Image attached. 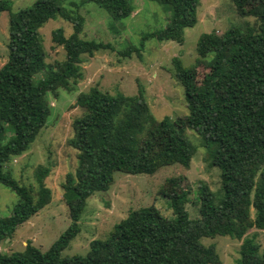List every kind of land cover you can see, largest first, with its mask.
<instances>
[{"label": "trees", "instance_id": "16d2710c", "mask_svg": "<svg viewBox=\"0 0 264 264\" xmlns=\"http://www.w3.org/2000/svg\"><path fill=\"white\" fill-rule=\"evenodd\" d=\"M65 1L36 0L31 7L12 12L11 1L0 0V12H9L7 59L0 67V184L19 199L11 215L0 218V243L11 239L51 200L42 182L46 170L37 175L36 190L6 170L12 159L29 150L45 126L50 115L47 95L73 90L70 83L82 78L83 55L112 50L109 44L80 37L84 26L80 5L70 3L66 8ZM149 1L169 12V21L163 29L144 35L139 47H127L120 53L123 57L131 53L140 57L149 39L182 44L184 30L196 24L200 0ZM251 2L241 7L256 26L202 34L195 46L197 59L189 67L172 59L173 76L183 88L188 110L187 127L199 135L210 166L220 172L218 194L204 183L197 187L199 218H189L185 209L189 192L183 189L169 198L171 220L148 208L130 211L106 238L91 241L85 255L62 257L80 232L78 222L87 200L109 190L116 172L153 175L172 165L188 169L195 152L167 117L155 121L139 84L133 96L111 95L94 86L75 99L83 113L73 120L68 141L77 161L74 174H67L63 185L69 227L46 251L26 243L22 252L0 254V264H220L214 247L200 242L216 236L242 240L239 264H264L255 235L246 236L252 229L264 230V0ZM82 3L95 4L112 21L126 19L134 11L130 0ZM58 18L71 25L72 33L65 37L60 28L51 32L52 43L65 52L64 61L51 66L45 63L39 30ZM202 61L209 72L197 84L194 70ZM41 72L45 75L36 80ZM166 135L169 141L161 144Z\"/></svg>", "mask_w": 264, "mask_h": 264}, {"label": "rangeland", "instance_id": "374dc122", "mask_svg": "<svg viewBox=\"0 0 264 264\" xmlns=\"http://www.w3.org/2000/svg\"><path fill=\"white\" fill-rule=\"evenodd\" d=\"M10 1L11 11L16 12L31 7L36 0ZM83 1L66 0L63 4L66 8H71L70 3L80 5L79 14L84 19L80 37L109 44L112 50L98 51L91 57L82 56V78L75 85L70 83L72 91L59 89L56 96L47 95L50 115L45 126L29 150L6 166L16 181L32 186L35 190L37 175L46 170L42 182L50 190L51 200L40 212L18 227L11 239L0 243V254L22 252L26 243L44 252L69 227L68 208L62 197L63 185L67 174H74L77 161L76 151L69 146L68 141L72 137L73 120L83 113V109L75 105V99L78 93L94 86L111 95L119 92L133 96L137 94L139 84L155 121L158 123L167 117L175 129L182 132L195 152L188 169L172 165L159 169L153 175L116 172L109 190L96 192L87 200L78 222L80 232L62 252V257L85 255L91 241L106 238L112 227L125 219L130 211L148 208L155 216L171 220L173 216L169 198L183 189L189 192L185 209L189 218L196 220L199 218L196 199L198 185L204 183L217 194L220 189L219 170L210 166L199 135L187 127L188 110L183 88L173 76L172 59L179 58L184 67H189L197 59L195 46L202 34L215 32L221 35L232 26H256L257 21L243 15L246 8L241 7L244 2L250 6L251 0H200L196 24L184 30L182 44L149 39L144 41L140 57L135 53L123 57L120 53L129 46L139 47L144 35L163 29L169 21V12L149 0H130L134 5L130 17L112 21L103 9L93 3L84 4ZM8 22L9 12H0V67L7 59ZM58 28L63 30L65 37L72 33L71 25L59 18L49 20L39 30L46 54L45 63L51 66L65 59L62 47L55 46L51 41V32ZM204 62L194 70L197 84L209 72ZM44 75L41 72L35 78L37 80ZM168 141L169 136L166 135L161 144ZM18 200L14 192L0 184V218L10 216ZM252 235H255L254 241L259 246V252H263L264 230L252 229L246 236ZM200 242L204 246L214 247L220 264H239L242 240L216 236L203 238Z\"/></svg>", "mask_w": 264, "mask_h": 264}]
</instances>
